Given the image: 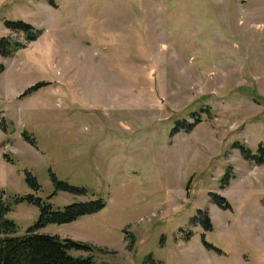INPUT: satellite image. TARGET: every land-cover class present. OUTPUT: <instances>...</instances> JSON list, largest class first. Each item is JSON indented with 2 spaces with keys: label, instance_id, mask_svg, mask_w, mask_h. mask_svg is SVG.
Returning a JSON list of instances; mask_svg holds the SVG:
<instances>
[{
  "label": "rangeland",
  "instance_id": "374dc122",
  "mask_svg": "<svg viewBox=\"0 0 264 264\" xmlns=\"http://www.w3.org/2000/svg\"><path fill=\"white\" fill-rule=\"evenodd\" d=\"M7 36L25 47L0 56V189L47 199L55 177L85 191H58L55 209L105 204L41 232L100 264H264V164L234 148L264 144V0H0ZM39 215L8 218L22 236Z\"/></svg>",
  "mask_w": 264,
  "mask_h": 264
},
{
  "label": "trees",
  "instance_id": "16d2710c",
  "mask_svg": "<svg viewBox=\"0 0 264 264\" xmlns=\"http://www.w3.org/2000/svg\"><path fill=\"white\" fill-rule=\"evenodd\" d=\"M51 5L53 3L51 2ZM5 27L10 32L23 33L28 42L36 41L40 35V30L24 21H6ZM25 46L12 37H2L0 39V56L7 58L12 56L18 50ZM5 65L0 63V74L5 71ZM38 89L37 87L29 88L21 97ZM5 131L7 130L8 122L5 119L1 121ZM191 124L185 122H177L173 127L171 134H176L181 130H190ZM23 137L32 145H35L34 139H31L26 132L22 133ZM234 148L241 151L243 158L247 161L254 162L257 165L264 164V144H260L255 152L244 144H234ZM10 163L13 160L6 156ZM230 180L228 171L224 174L221 184L227 185ZM25 182L29 188L38 192L40 185L37 179L30 173L26 172ZM53 182L56 186V192L47 199L40 198L36 194H27L23 196H8L5 190L0 189V264H100L93 256L75 257L70 254V251L88 250L93 248L80 242L61 238L56 235L45 234L41 232L50 224L63 225L76 220L80 216L93 214L102 209L105 204L99 200L91 202H78L65 206L63 209H55L51 203V199L58 191H66L75 194H84V190L71 187L64 182L53 177ZM215 204L223 210L232 209L231 204L220 196L213 197ZM26 203L36 206L40 215L38 221L27 229L22 236H16L18 226L8 218V214L13 210L14 206ZM201 211V210H200ZM195 218V217H194ZM202 225L205 231H211L213 224L210 218L203 217ZM207 249H215L214 246L203 239Z\"/></svg>",
  "mask_w": 264,
  "mask_h": 264
},
{
  "label": "crops",
  "instance_id": "0c3cea01",
  "mask_svg": "<svg viewBox=\"0 0 264 264\" xmlns=\"http://www.w3.org/2000/svg\"><path fill=\"white\" fill-rule=\"evenodd\" d=\"M43 232V231H42ZM51 235V234H50Z\"/></svg>",
  "mask_w": 264,
  "mask_h": 264
}]
</instances>
